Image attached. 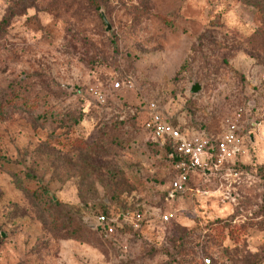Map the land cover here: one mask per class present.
<instances>
[{
    "label": "rangeland",
    "instance_id": "374dc122",
    "mask_svg": "<svg viewBox=\"0 0 264 264\" xmlns=\"http://www.w3.org/2000/svg\"><path fill=\"white\" fill-rule=\"evenodd\" d=\"M263 73L264 0H0V264H264ZM149 102L182 132L215 137L236 107L251 124L171 194ZM106 209L143 215L110 241Z\"/></svg>",
    "mask_w": 264,
    "mask_h": 264
},
{
    "label": "built area",
    "instance_id": "2783aa9c",
    "mask_svg": "<svg viewBox=\"0 0 264 264\" xmlns=\"http://www.w3.org/2000/svg\"><path fill=\"white\" fill-rule=\"evenodd\" d=\"M259 82H264V73ZM121 88L119 82L111 85V91ZM85 95L95 102L103 104L110 91L98 84H90L84 89ZM148 118L143 130L149 139L160 145L168 144L171 148L170 157L174 160V175L170 181L171 194H183L188 188L190 174L207 172L218 168L222 163L231 162L241 149L247 136L248 116L241 107H236L233 113L223 119L222 127L217 136H210L203 131L181 132L178 127L169 122L161 113L158 106L147 104ZM142 213L135 212L129 216L115 215L111 210L96 216L92 228L110 241L115 240L118 227L128 225L137 227ZM172 218L170 212H161L160 221L167 223ZM200 264H220L214 256H202Z\"/></svg>",
    "mask_w": 264,
    "mask_h": 264
},
{
    "label": "water",
    "instance_id": "95a60500",
    "mask_svg": "<svg viewBox=\"0 0 264 264\" xmlns=\"http://www.w3.org/2000/svg\"><path fill=\"white\" fill-rule=\"evenodd\" d=\"M102 18H103V21L105 22L106 24V28L109 29V25H108V22L106 21L104 15L102 14ZM201 84L199 83H193L191 86H190V89H189V92L192 93V94H196L198 93L200 90H201ZM92 226V224H91Z\"/></svg>",
    "mask_w": 264,
    "mask_h": 264
},
{
    "label": "trees",
    "instance_id": "16d2710c",
    "mask_svg": "<svg viewBox=\"0 0 264 264\" xmlns=\"http://www.w3.org/2000/svg\"><path fill=\"white\" fill-rule=\"evenodd\" d=\"M181 131V130H180ZM182 132V131H181ZM150 142L151 143H153V144H155V145H157V146H159V147H163V146H167V148H169V151H171V148H170V146L168 145V144H162V145H160V144H158V143H155V142H153V141H151L150 140ZM107 212V209L105 210V211H101L100 213H106ZM99 213V214H100ZM95 232L97 231L96 230V228H92ZM207 256H210V255H207ZM199 264H200V262H199Z\"/></svg>",
    "mask_w": 264,
    "mask_h": 264
}]
</instances>
